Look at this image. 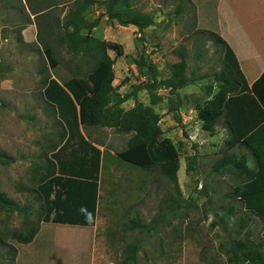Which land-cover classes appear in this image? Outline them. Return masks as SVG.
I'll return each mask as SVG.
<instances>
[{"label": "rangeland", "instance_id": "obj_1", "mask_svg": "<svg viewBox=\"0 0 264 264\" xmlns=\"http://www.w3.org/2000/svg\"><path fill=\"white\" fill-rule=\"evenodd\" d=\"M72 2L0 0V148L12 158L0 162V189L20 202L35 201V170L45 163L53 147L62 142L57 112L44 94L45 80L85 76L94 63L90 55H74L66 41L61 40L64 17ZM219 2L135 0V7L155 15L154 26L140 32L134 25L123 26L104 15L91 31L98 38L121 45L118 53L114 50L109 53L115 59L114 85L123 94L131 92L134 85L149 81L148 74L141 73L134 61L144 47L162 77H169L172 70L180 67L194 78L179 90L180 96L191 95L190 101L184 100L179 109L183 121L178 122L175 112L168 111V89L156 88L165 100L155 109L162 115L165 136L180 149L178 177L182 194L190 202L195 200L198 207L192 208L186 217L170 215L150 232L128 229L125 221L133 210L146 223L151 222L158 216L162 201L169 194L177 195L176 188L159 167L147 170L115 154L126 147L128 135L107 126L84 125L82 130L86 135L105 143L96 225L41 221L36 240L23 244L10 237L12 230H23L22 216L0 209V264H11V245L21 252L13 264H229L220 247L226 232L220 225L212 226L216 218L214 211L221 203L235 205L239 216L248 210L239 199L227 196L236 183L233 176L218 177L210 173L213 164L226 152L228 128L220 122L214 135L202 130L193 100L196 97L202 100L214 72L223 65L222 47L203 32L221 33ZM40 10H43L40 15L34 14ZM103 11L104 3L98 2L89 8L85 18L93 22ZM42 40L54 49L59 60L56 69L45 55ZM181 46L187 49L185 61L176 53ZM137 97L140 102L150 103L147 90L139 91ZM135 105L133 98L124 103L126 109ZM190 162L192 169L188 167ZM215 179H220L221 184H217L218 191L212 193L213 200L208 203L206 191L212 192L211 187L205 192L201 188ZM261 201L257 199L256 203ZM253 221L255 239H264L263 219L255 215ZM230 231H235L233 225ZM137 237L141 238L142 247L137 260L131 262L125 250Z\"/></svg>", "mask_w": 264, "mask_h": 264}, {"label": "trees", "instance_id": "obj_2", "mask_svg": "<svg viewBox=\"0 0 264 264\" xmlns=\"http://www.w3.org/2000/svg\"><path fill=\"white\" fill-rule=\"evenodd\" d=\"M134 1L73 0L64 17L61 40L66 41L68 50L74 55H90L94 63L85 76H71L63 81L57 77L45 80L47 84L44 94L57 112L62 142L53 147L46 156L45 163L38 165L35 170V201L20 202L0 189V209L22 216L23 230L10 232V237L20 243L28 244L35 239L41 221L95 225L104 151L98 147L103 146L102 143L83 132L84 125L107 126L128 135L126 147L116 151L117 156L147 170L159 167L176 188L177 195L169 194L162 201L158 216L151 222L146 223L133 210L132 216L125 221L128 229H138L141 233L150 232L168 220L170 215L186 217L192 208L198 207L195 200L190 202L182 194L178 177L181 166L180 149L176 142L165 136L161 125L162 115L155 109L157 104L165 100V96L156 88L168 89V111L175 112L178 122L183 121L179 109L190 101L191 95L180 96L179 90L189 85L194 78L180 67L172 70L169 77H162L158 65L150 59L144 47L134 61L141 73L148 74L149 81L136 84L131 92L123 94L114 85L115 59L109 53V50L118 53L121 45L91 33L104 15L120 25H134L140 32L154 26L155 15L135 7ZM98 2L104 3V11L93 22L87 21L85 14ZM181 8L183 6L179 7L180 10ZM41 11L43 10L34 14L40 15ZM203 32L208 33L222 47L223 65L214 72L202 100L199 97L193 99L197 117L202 130L211 135L217 133L216 126L220 122L229 130L226 152L213 164L210 173L218 177L233 176L236 183L227 196L239 199L248 210L239 216V209L235 205L221 203L220 208L214 211L216 218L212 221V226L220 225L226 232L220 247L227 255V263L264 264V239H255L253 221L255 215L264 221V87L262 91L258 89L264 79L249 86L232 47L217 31ZM42 43L51 67L56 69L59 60L54 55V49L44 40ZM176 53L184 61L187 60L186 47L181 46ZM142 90H147L149 104L138 101V92ZM131 98L136 101V105L126 109L124 103ZM240 144L253 151L258 162L257 170L250 167L245 154L231 151ZM11 159L0 148V162ZM192 165L190 162L188 167L192 169ZM212 181L215 182L206 183L201 188L205 192L207 187H211L212 192L206 191L208 203L213 200L212 193L218 191L217 184H221L220 179ZM257 199H261V203H256ZM232 225L235 227L234 232L230 231ZM141 247V238H135L127 245L126 258L131 262L136 261ZM9 253L13 264L18 250L11 245Z\"/></svg>", "mask_w": 264, "mask_h": 264}, {"label": "crops", "instance_id": "obj_3", "mask_svg": "<svg viewBox=\"0 0 264 264\" xmlns=\"http://www.w3.org/2000/svg\"><path fill=\"white\" fill-rule=\"evenodd\" d=\"M218 27L221 30V33L219 31L218 33L224 39L226 38V42L234 50L249 86H252L256 81H262V78L264 79V0H220ZM263 87L264 80L258 89L262 91ZM102 144L103 146L98 145L101 149L105 147V143ZM235 152L245 154L248 157L250 167L255 170L258 169L257 158L248 147L243 144L236 145ZM97 220L98 216L95 225ZM36 237L33 241L36 240ZM19 255L21 256L20 251L18 252Z\"/></svg>", "mask_w": 264, "mask_h": 264}]
</instances>
